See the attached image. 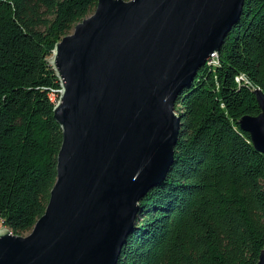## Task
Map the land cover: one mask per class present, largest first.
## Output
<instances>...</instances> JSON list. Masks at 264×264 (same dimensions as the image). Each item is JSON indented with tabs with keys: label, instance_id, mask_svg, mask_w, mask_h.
Returning <instances> with one entry per match:
<instances>
[{
	"label": "trees",
	"instance_id": "obj_1",
	"mask_svg": "<svg viewBox=\"0 0 264 264\" xmlns=\"http://www.w3.org/2000/svg\"><path fill=\"white\" fill-rule=\"evenodd\" d=\"M96 0H0V223L23 234L56 175L60 85L51 46ZM176 94L164 178L138 201L115 264H256L264 249V153L237 119L264 93V0H243L212 56Z\"/></svg>",
	"mask_w": 264,
	"mask_h": 264
},
{
	"label": "water",
	"instance_id": "obj_2",
	"mask_svg": "<svg viewBox=\"0 0 264 264\" xmlns=\"http://www.w3.org/2000/svg\"><path fill=\"white\" fill-rule=\"evenodd\" d=\"M243 0H96L51 46L61 128L43 212L23 234L0 227V264H115L138 201L172 162L176 94L216 51ZM259 111L238 126L264 153ZM256 264H264V249Z\"/></svg>",
	"mask_w": 264,
	"mask_h": 264
},
{
	"label": "bare ground",
	"instance_id": "obj_3",
	"mask_svg": "<svg viewBox=\"0 0 264 264\" xmlns=\"http://www.w3.org/2000/svg\"><path fill=\"white\" fill-rule=\"evenodd\" d=\"M214 55H215V51L211 53V57L214 56ZM209 56H210V55H209ZM206 59H207V60L209 59V61L213 62V60H210V59H211L210 57H208V58H206Z\"/></svg>",
	"mask_w": 264,
	"mask_h": 264
},
{
	"label": "rangeland",
	"instance_id": "obj_4",
	"mask_svg": "<svg viewBox=\"0 0 264 264\" xmlns=\"http://www.w3.org/2000/svg\"><path fill=\"white\" fill-rule=\"evenodd\" d=\"M210 60H213V58H211ZM0 227H4L1 223H0ZM27 231H25L24 233H26Z\"/></svg>",
	"mask_w": 264,
	"mask_h": 264
},
{
	"label": "built area",
	"instance_id": "obj_5",
	"mask_svg": "<svg viewBox=\"0 0 264 264\" xmlns=\"http://www.w3.org/2000/svg\"><path fill=\"white\" fill-rule=\"evenodd\" d=\"M210 58H211V54H210V56H209ZM59 91V90H58Z\"/></svg>",
	"mask_w": 264,
	"mask_h": 264
}]
</instances>
